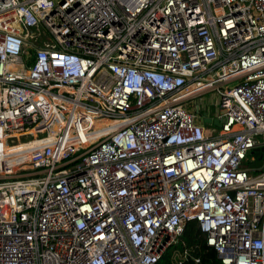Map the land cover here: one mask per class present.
Instances as JSON below:
<instances>
[{"label": "built area", "instance_id": "built-area-1", "mask_svg": "<svg viewBox=\"0 0 264 264\" xmlns=\"http://www.w3.org/2000/svg\"><path fill=\"white\" fill-rule=\"evenodd\" d=\"M190 222L264 264V0H0V264H158Z\"/></svg>", "mask_w": 264, "mask_h": 264}, {"label": "trees", "instance_id": "trees-1", "mask_svg": "<svg viewBox=\"0 0 264 264\" xmlns=\"http://www.w3.org/2000/svg\"><path fill=\"white\" fill-rule=\"evenodd\" d=\"M174 249H188L192 255L200 257L202 263L204 264H220L215 253L206 247L195 222H190L187 224L179 244L167 250L158 264H172L171 254ZM184 264H193V262L188 261Z\"/></svg>", "mask_w": 264, "mask_h": 264}, {"label": "rangeland", "instance_id": "rangeland-1", "mask_svg": "<svg viewBox=\"0 0 264 264\" xmlns=\"http://www.w3.org/2000/svg\"><path fill=\"white\" fill-rule=\"evenodd\" d=\"M216 97L213 93H206L202 95L200 98L197 97L193 99L191 102L187 103L185 105V108L190 111L194 112L198 115V122L202 123L203 115L206 114L208 118H214L215 112H216V106H215ZM199 109V113H196V109ZM8 125L13 126L12 122L8 120ZM211 129H215V131H219L218 128H215L211 125ZM42 135H39V137ZM30 137L26 138V140H29ZM25 140V139H23ZM15 143V142H14Z\"/></svg>", "mask_w": 264, "mask_h": 264}, {"label": "water", "instance_id": "water-1", "mask_svg": "<svg viewBox=\"0 0 264 264\" xmlns=\"http://www.w3.org/2000/svg\"><path fill=\"white\" fill-rule=\"evenodd\" d=\"M202 123H203V124H206V125H209V124L212 123L213 126L218 127V128H219L220 125H221V124H220V121H218V120L211 121L209 118H206V117H204V116H203V118H202ZM253 152H254V153H260V155H259V157H258V163L252 166L253 168H258V167L261 165L263 150H262V149H254Z\"/></svg>", "mask_w": 264, "mask_h": 264}, {"label": "bare ground", "instance_id": "bare-ground-1", "mask_svg": "<svg viewBox=\"0 0 264 264\" xmlns=\"http://www.w3.org/2000/svg\"><path fill=\"white\" fill-rule=\"evenodd\" d=\"M23 141V140H22Z\"/></svg>", "mask_w": 264, "mask_h": 264}]
</instances>
